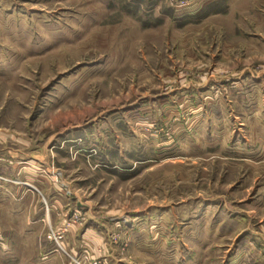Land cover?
<instances>
[{"label": "rangeland", "instance_id": "1", "mask_svg": "<svg viewBox=\"0 0 264 264\" xmlns=\"http://www.w3.org/2000/svg\"><path fill=\"white\" fill-rule=\"evenodd\" d=\"M264 264V0H0V264Z\"/></svg>", "mask_w": 264, "mask_h": 264}, {"label": "built area", "instance_id": "2", "mask_svg": "<svg viewBox=\"0 0 264 264\" xmlns=\"http://www.w3.org/2000/svg\"><path fill=\"white\" fill-rule=\"evenodd\" d=\"M89 264H102V262L99 259H94L92 262Z\"/></svg>", "mask_w": 264, "mask_h": 264}]
</instances>
